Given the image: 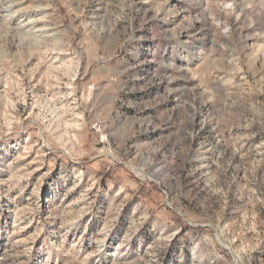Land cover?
<instances>
[{
	"label": "rangeland",
	"instance_id": "rangeland-1",
	"mask_svg": "<svg viewBox=\"0 0 264 264\" xmlns=\"http://www.w3.org/2000/svg\"><path fill=\"white\" fill-rule=\"evenodd\" d=\"M0 264H264V0H0Z\"/></svg>",
	"mask_w": 264,
	"mask_h": 264
}]
</instances>
